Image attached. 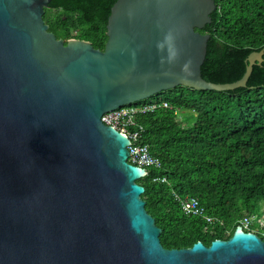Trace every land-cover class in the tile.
<instances>
[{
    "label": "water",
    "instance_id": "95a60500",
    "mask_svg": "<svg viewBox=\"0 0 264 264\" xmlns=\"http://www.w3.org/2000/svg\"><path fill=\"white\" fill-rule=\"evenodd\" d=\"M51 0H0V264H264V240L237 226L209 245L165 248L127 161L128 138L100 117L177 86L245 87L201 76L214 0H116L102 50L64 42Z\"/></svg>",
    "mask_w": 264,
    "mask_h": 264
},
{
    "label": "trees",
    "instance_id": "16d2710c",
    "mask_svg": "<svg viewBox=\"0 0 264 264\" xmlns=\"http://www.w3.org/2000/svg\"><path fill=\"white\" fill-rule=\"evenodd\" d=\"M115 1L51 0L43 19L56 38L86 40L102 50ZM214 3L210 23L196 29L209 34L201 76L214 83L233 82L242 76L248 54L264 47V0ZM262 58L245 87L177 86L134 103L171 106L136 117L142 141L160 162L137 182L144 187L147 213L161 229L163 247L227 239L243 217L264 213V53ZM175 108L188 114L178 119ZM176 195L193 198L213 222L184 214Z\"/></svg>",
    "mask_w": 264,
    "mask_h": 264
},
{
    "label": "built area",
    "instance_id": "2783aa9c",
    "mask_svg": "<svg viewBox=\"0 0 264 264\" xmlns=\"http://www.w3.org/2000/svg\"><path fill=\"white\" fill-rule=\"evenodd\" d=\"M134 103L126 104L116 109L104 112L101 115L100 120L104 124L118 130L128 138L129 143L127 145V149L129 153L127 161L144 169L146 175L147 168L159 167L160 162L149 152L148 145L142 141L141 133L143 132V127L136 125V117L138 114L152 111L156 107L171 106L166 102H163L162 104H158L156 102H146L143 104ZM174 110L179 115L180 110L178 108H175ZM161 181H164V179H161ZM175 198L179 202L181 210L184 214L200 216L207 223L213 222V217L207 215L205 213V209L193 198L187 196L180 197L178 195H176ZM239 226L246 232H252L258 235L260 234V237L264 240V213L259 216L250 215L243 217Z\"/></svg>",
    "mask_w": 264,
    "mask_h": 264
},
{
    "label": "rangeland",
    "instance_id": "374dc122",
    "mask_svg": "<svg viewBox=\"0 0 264 264\" xmlns=\"http://www.w3.org/2000/svg\"><path fill=\"white\" fill-rule=\"evenodd\" d=\"M188 114V112L187 111H180L179 112V115H178V119H181V118H183L184 116H186ZM185 122H183V124H184ZM263 210H264V206H263Z\"/></svg>",
    "mask_w": 264,
    "mask_h": 264
}]
</instances>
